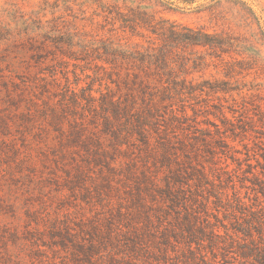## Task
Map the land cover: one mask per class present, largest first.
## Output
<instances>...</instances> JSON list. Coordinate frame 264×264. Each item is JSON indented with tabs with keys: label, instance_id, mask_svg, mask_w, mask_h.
<instances>
[{
	"label": "rangeland",
	"instance_id": "obj_1",
	"mask_svg": "<svg viewBox=\"0 0 264 264\" xmlns=\"http://www.w3.org/2000/svg\"><path fill=\"white\" fill-rule=\"evenodd\" d=\"M137 7L155 13L157 21L229 29L254 45L255 68L244 78L250 91L244 101L238 99L237 108L247 107L243 113L229 112L228 103L215 97L174 107H186L197 128L221 126L223 115L235 123L238 118L244 131L227 138L237 160L227 156L222 162L229 179L242 185L239 195L249 204L256 199L264 210V196L248 182L250 171L264 174V0H0V264H78L75 246L101 239L134 210L142 165L152 161L137 145L117 144L111 102L125 89L118 91L92 62L63 66L49 54L54 50L49 40L66 33L88 39L117 35L146 45L141 34L122 31L123 19H117V12ZM197 69L189 75L196 81L224 78L213 66ZM217 104L223 115L213 108ZM200 155L209 171L216 161L204 149ZM166 172L160 168L155 174L161 181ZM225 193L232 195L229 188ZM218 209L209 212L222 219ZM152 255L158 258L150 254L149 264H159ZM232 256L226 263L221 255L216 260L246 264Z\"/></svg>",
	"mask_w": 264,
	"mask_h": 264
},
{
	"label": "trees",
	"instance_id": "obj_2",
	"mask_svg": "<svg viewBox=\"0 0 264 264\" xmlns=\"http://www.w3.org/2000/svg\"><path fill=\"white\" fill-rule=\"evenodd\" d=\"M128 10V14L117 12V19H123L122 31L141 34L146 45L128 43L117 35L88 39L66 33L49 40L54 48L49 54L63 66L94 63L118 91L125 89L111 102L110 114L118 121L113 129L117 144L137 145L152 161L142 165V188L139 184L135 208L122 217V225L108 229L101 239L75 246L73 258L78 264H149L150 254H155L159 264H219L217 255L226 263L235 254L242 263L264 264L263 205L256 199L249 204L239 195L242 185L229 179L227 163L222 162L227 156L237 160L227 138L229 133L235 137L244 131L238 118L235 123L223 115L222 104L212 105L223 115L222 125L197 128L191 125L197 122L187 115L186 107H174L177 102L198 103L215 97L228 103L229 112L243 113L247 107L242 103L237 108L238 99L244 101L250 91L244 78L255 68L254 45L229 29L209 31L157 21L155 13L138 7ZM29 43L34 46L33 39ZM200 65L213 66L224 78L196 81L189 75ZM151 132L157 137L155 142ZM200 145L216 161L209 171L200 161ZM160 168L167 171L161 181L155 174ZM250 174L252 190L264 196V174ZM228 188L232 195L225 193ZM218 208L223 209L222 219L209 212Z\"/></svg>",
	"mask_w": 264,
	"mask_h": 264
}]
</instances>
